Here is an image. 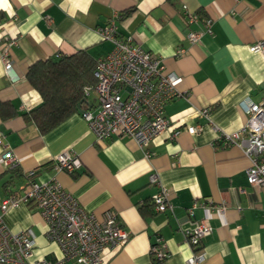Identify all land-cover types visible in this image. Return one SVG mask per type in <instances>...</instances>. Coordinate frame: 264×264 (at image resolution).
<instances>
[{
  "label": "crops",
  "instance_id": "1",
  "mask_svg": "<svg viewBox=\"0 0 264 264\" xmlns=\"http://www.w3.org/2000/svg\"><path fill=\"white\" fill-rule=\"evenodd\" d=\"M183 6L198 16L190 26L203 32L195 43L185 37ZM111 18L120 36H131L144 50L162 57L168 71L182 76L179 88L185 94L165 105L168 129L146 147L128 136L98 142L80 114L96 108L92 92L78 111L41 132L24 116L41 102L27 78L29 66L82 49L94 60L103 56L112 43L101 39L96 28ZM208 20L211 33L205 32ZM9 39H15L9 74L0 56V138L15 152L18 165L0 164V199L33 171L35 181L57 179L85 211L99 218L115 212L129 238L103 251L104 264H188L192 248L183 231L200 218L213 228L202 239L205 258L197 264H264V185L248 182L250 161L242 149L216 147L214 131L197 115L208 107L213 122L231 132L245 122L241 102H257L264 95V56L248 49L264 39V0H6L0 5V44ZM178 47L184 49L180 55ZM195 124L201 129L187 132L186 126ZM177 128L181 131L171 138ZM2 149L0 143V153ZM64 150L80 158L81 166L73 172L55 168L54 157ZM153 171L167 190L172 210H155L152 195L158 186L149 179ZM194 199L223 202L226 208L219 213L198 206L190 217L187 209ZM3 219L14 231L32 229L36 257L55 259L60 254L46 239L44 220L33 204L10 208ZM157 237L169 249L161 262L150 254Z\"/></svg>",
  "mask_w": 264,
  "mask_h": 264
},
{
  "label": "built area",
  "instance_id": "2",
  "mask_svg": "<svg viewBox=\"0 0 264 264\" xmlns=\"http://www.w3.org/2000/svg\"><path fill=\"white\" fill-rule=\"evenodd\" d=\"M184 9V22L187 27L186 39L190 43L199 40L202 31L190 26L198 21L195 12ZM103 40L112 43L111 49L95 60L93 75L95 82L85 85L84 97L95 94L96 108L83 109L81 117L87 122L90 131L98 142L113 136H128L138 147H146L157 135L168 129L169 121L165 116V105L182 95L179 84L182 76L175 71H168L162 57L144 50L133 41L131 36H120L115 19L96 28ZM205 32H212L211 21L206 22ZM15 39L0 44L1 60L6 73H10L13 63L9 58ZM253 53L264 56V39H258L248 45ZM184 52L182 47L177 55ZM242 110L246 119L237 130H221L209 116V108L199 109L197 115L203 117L214 131L216 147L237 145L248 157L250 164L246 169L251 185L264 184V95L257 102L242 101ZM201 129L200 124L186 126L189 133ZM181 130L175 129L171 138ZM2 143L0 164L6 168L16 167L18 159L8 144ZM145 155L150 153L145 151ZM57 170L73 172L81 166L80 158L73 152L64 150L54 157ZM33 171L25 173V180L20 187L0 199V264H104L102 253L124 244L129 238L128 230L118 222L113 211H106L102 218L87 212L78 203L76 197L66 191L54 177L45 181L32 179ZM150 182L158 186L152 195L156 211L172 210L167 190L161 184L158 174L149 175ZM242 190V189H241ZM33 204L40 212L44 223V235L48 241L56 244L60 254L55 259L35 256L36 236L31 228L12 230L3 219V214L10 208L21 204ZM198 206L208 207L219 213L226 208L225 203L205 204L194 199L188 215L193 217ZM212 225L206 218L194 219L190 227L184 229V236L192 248L187 258L188 264H197L204 260L205 254L200 249L202 239L210 235ZM150 254L155 262H161L169 256V249L161 237H157L150 246Z\"/></svg>",
  "mask_w": 264,
  "mask_h": 264
},
{
  "label": "trees",
  "instance_id": "3",
  "mask_svg": "<svg viewBox=\"0 0 264 264\" xmlns=\"http://www.w3.org/2000/svg\"><path fill=\"white\" fill-rule=\"evenodd\" d=\"M95 60L87 50L58 55L32 63L27 78L41 96V102L24 116L41 132H47L80 109L83 88L95 82Z\"/></svg>",
  "mask_w": 264,
  "mask_h": 264
},
{
  "label": "snow or ice",
  "instance_id": "4",
  "mask_svg": "<svg viewBox=\"0 0 264 264\" xmlns=\"http://www.w3.org/2000/svg\"><path fill=\"white\" fill-rule=\"evenodd\" d=\"M6 0H0V5L5 4Z\"/></svg>",
  "mask_w": 264,
  "mask_h": 264
},
{
  "label": "bare ground",
  "instance_id": "5",
  "mask_svg": "<svg viewBox=\"0 0 264 264\" xmlns=\"http://www.w3.org/2000/svg\"><path fill=\"white\" fill-rule=\"evenodd\" d=\"M264 185V184H263Z\"/></svg>",
  "mask_w": 264,
  "mask_h": 264
}]
</instances>
